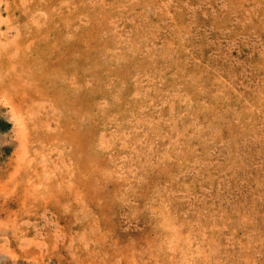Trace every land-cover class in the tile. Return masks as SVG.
Wrapping results in <instances>:
<instances>
[{
  "label": "rangeland",
  "instance_id": "rangeland-1",
  "mask_svg": "<svg viewBox=\"0 0 264 264\" xmlns=\"http://www.w3.org/2000/svg\"><path fill=\"white\" fill-rule=\"evenodd\" d=\"M0 264H264V0H0Z\"/></svg>",
  "mask_w": 264,
  "mask_h": 264
}]
</instances>
